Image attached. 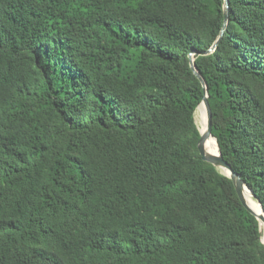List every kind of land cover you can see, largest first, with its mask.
<instances>
[{"label":"trees","instance_id":"1","mask_svg":"<svg viewBox=\"0 0 264 264\" xmlns=\"http://www.w3.org/2000/svg\"><path fill=\"white\" fill-rule=\"evenodd\" d=\"M228 2L225 24L223 0H0V264H264L197 150L192 51L264 211V0Z\"/></svg>","mask_w":264,"mask_h":264},{"label":"water","instance_id":"2","mask_svg":"<svg viewBox=\"0 0 264 264\" xmlns=\"http://www.w3.org/2000/svg\"><path fill=\"white\" fill-rule=\"evenodd\" d=\"M228 8H229V2L228 0H223V14H224V21H225V24L227 22V19H228ZM224 24V25H225ZM224 30V27L222 28L221 32H220V35L218 37V39L215 41V43L212 45V47L206 51V52H203L201 53V55H206V54H209L211 53L217 46L219 40H220V37L222 36V32ZM193 55H195V52L192 51L188 54V59H189V64H190V67L193 71V73L195 74V76L199 79V81L201 82V85H202V88H203V93H204V97L201 101V104H203L204 106V109H205V113H206V131L202 134L200 133V139L197 143V150L199 152V155L201 156V159L206 162V163H209L211 164L212 166H214L216 169H219V170H226L228 171V174H225L227 177L230 178V180L232 181V184L234 186V189H235V192H236V195L237 197L239 198L241 204L245 207V209L250 213L252 214L258 221L259 223V229L260 231L262 232L261 228H260V221H262L264 223V211L260 205L259 202H257V204L259 205L260 209H261V212L263 215L261 216H258L256 215V213H254V211L246 204V201H245V198H244V190L246 189L247 191H249V193L251 194V196L253 197V194L251 193V191L246 187V185L244 184V182L241 180V177L235 173L230 165H228L224 160L223 158L221 157V154L219 152V148H218V145L216 143V140H215V143H216V148H217V155H212L210 153H208L205 149V146H204V143L206 141V139H208V137H213L212 134H211V110H210V107H209V104H208V101H207V87H206V84L203 80V78L201 77V75L199 74V72L196 70L195 68V65H194V62H193ZM198 105V106H199ZM198 108V107H197ZM200 132V131H199ZM214 138V137H213ZM215 139V138H214ZM264 238V236H263ZM263 238L261 239V242L264 244V240Z\"/></svg>","mask_w":264,"mask_h":264},{"label":"bare ground","instance_id":"3","mask_svg":"<svg viewBox=\"0 0 264 264\" xmlns=\"http://www.w3.org/2000/svg\"><path fill=\"white\" fill-rule=\"evenodd\" d=\"M197 114H198V119H199V123H200L199 131H200V133L203 134L206 131V113H205V109H204L203 104L198 106ZM209 145H210L212 155H217L218 153H217L216 143H215V139L213 137H208V139H206V141L204 143L205 149L208 153H210ZM222 172L225 174H228V171H226L224 169L222 170ZM245 195H246V197H245ZM244 198H245L246 204L254 211V213H256V215H258V216L263 215L259 205L253 199V197L251 196L249 191H247L246 189L244 190ZM246 198H247V200H246ZM251 202H252V205H251ZM260 228L262 231L264 230V223L262 221H260ZM263 240H264V238H263Z\"/></svg>","mask_w":264,"mask_h":264},{"label":"rangeland","instance_id":"4","mask_svg":"<svg viewBox=\"0 0 264 264\" xmlns=\"http://www.w3.org/2000/svg\"><path fill=\"white\" fill-rule=\"evenodd\" d=\"M195 123H196L197 128L199 129L200 128V123H199V119H198L197 110H196V113H195ZM263 236H264V230L262 231V238H263Z\"/></svg>","mask_w":264,"mask_h":264}]
</instances>
